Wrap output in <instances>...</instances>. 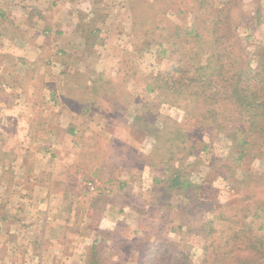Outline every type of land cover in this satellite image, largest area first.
<instances>
[{"label": "rangeland", "instance_id": "1", "mask_svg": "<svg viewBox=\"0 0 264 264\" xmlns=\"http://www.w3.org/2000/svg\"><path fill=\"white\" fill-rule=\"evenodd\" d=\"M5 1L3 4L7 3ZM25 1L31 5L39 4L35 0ZM124 2L126 11L113 18V65L110 63L112 61L108 63L111 70L108 77L106 76L108 81H97L92 86L91 90L101 92L100 98L89 96L94 100V105L96 102L101 105L100 108L103 109L100 113L104 114L101 116L99 113L97 116L93 113L92 116H97L96 120L101 121L104 126V118L108 116L113 124L104 129L97 127L92 135L91 131H88L90 136L86 138L87 146L82 147L83 156L80 153L77 157L68 155L65 157L67 159L63 160L64 163H58L55 168L60 169L61 164H64L65 169L75 175L71 186L75 190L74 195L79 197L76 203L78 208L84 209L83 207L92 205L91 202L95 198L89 189L100 193L104 191V186L110 187L113 191V201L125 208L124 214H120L119 210H115L116 213L125 216V222L131 223L126 225L124 232L129 241L146 232L152 234V237L163 233L171 241L182 244L186 242L190 245L186 250L190 254L191 263L202 264L206 251L205 240L199 230L204 227L206 219L214 216L217 204L223 207L228 217L247 215L248 218L245 219L249 223L253 214L246 208L254 209L252 201L264 196V139L252 132L248 137L250 143L243 159L235 161L236 147L231 137L241 134L240 127H248L251 124L248 118L251 114L247 109L252 105L247 103L251 99L254 85L249 83L244 87L239 73L247 64V68L254 69L262 66L264 0ZM220 13L225 22H219L222 29L218 33L214 30V22L222 19L218 17ZM229 32L232 33L231 37L228 36ZM217 36H220V40H215ZM225 44L233 48L222 50L221 47ZM236 44L240 50L234 49ZM126 48H129L128 51ZM160 51L167 52L162 55ZM243 56H246L247 63L240 62ZM118 60L122 61L120 67ZM178 63L185 66L187 74L177 73V78L185 77V80H188L198 77L197 84L189 82L185 89H180L173 86L170 76L167 79L160 77L167 75L168 69ZM192 64H199L202 68L199 72L188 69ZM52 73L60 76L57 72ZM200 78L209 79L208 84H199ZM83 79L82 76L81 80ZM37 81L38 88L43 83L40 79ZM69 83L70 85H67L70 92L78 93L82 87L83 90L88 89H85V83H82L84 86L76 82ZM51 84H55L53 80ZM258 86L264 87V80ZM225 88L223 96L218 93ZM235 90H239V93H233ZM201 92H206L209 99L200 94ZM204 98L209 100V103H205ZM16 100L13 97L11 104ZM38 100L42 99L34 98L29 102L46 105L44 99L41 103H37ZM83 100L85 101L84 96L74 94L67 97V105L70 104L76 109ZM86 101L88 102V99ZM262 101L263 98H260L259 102ZM25 102L27 105L28 99ZM56 103L55 100L51 102L57 107ZM90 103L91 101L87 104ZM209 107L217 110L216 113L212 112L211 116L209 113L204 115V122H201V114L194 110L205 111ZM6 117L8 118V114ZM75 119L80 118H65L64 122H73ZM184 127L190 135L186 137V146L190 149V145H195L191 154H186L187 151L183 150L184 144L181 142L184 141L181 136L175 140L177 144H181L172 146L170 141H166L169 133L164 134L160 142L156 143V134L150 132L166 128L165 133L170 131L173 137H177L179 128ZM74 148L78 149L79 145L71 149ZM100 154L102 156H99ZM169 163L172 167L169 174L177 168L186 170L196 185L183 192L165 190L158 180L164 175V168ZM99 166L102 167L101 170ZM95 167L97 173H102L96 182L88 179L89 173ZM56 184L60 186V182L56 181ZM92 207L94 211L88 215L94 216L91 219L94 234L101 235L103 240L110 236L112 241L106 240L107 246H102L106 247L103 248L102 256L97 254L96 258H87V262L113 264L115 229L104 227L107 231L100 230L98 226L105 217L104 204L94 203ZM74 218L75 216L72 217ZM166 220L170 223L162 229L160 224ZM226 223L216 224L215 227L226 229ZM259 223L264 226V219L258 218L252 225L257 229ZM171 225L175 227L171 228ZM68 232L71 236H76L84 230L80 225H73ZM224 234L230 235L226 231ZM256 238L257 236H250L243 239L246 241L242 245L248 246L251 242L255 246L239 252L245 261L244 264H260V257L264 256V241L260 240L256 244ZM256 247L262 249V252ZM86 250L91 253L92 246L86 247ZM218 251H222V247ZM128 264H139V261L129 259Z\"/></svg>", "mask_w": 264, "mask_h": 264}, {"label": "crops", "instance_id": "2", "mask_svg": "<svg viewBox=\"0 0 264 264\" xmlns=\"http://www.w3.org/2000/svg\"><path fill=\"white\" fill-rule=\"evenodd\" d=\"M3 1L0 0V261L89 264L91 253L86 247L97 245L98 256H102L106 249L102 246H107L106 240L112 241L110 236L103 240L94 234V216L88 215L94 211V203L104 204L100 230H114L122 223L125 232L131 223L120 216L125 208L113 201V191L107 186L100 193L89 189L95 198L92 205L78 208L79 197L71 186L75 175L64 164L57 170L55 165L64 163L68 155L81 154L82 147L87 146V136L94 134L97 127L104 129L113 124L108 116L104 118L105 126L96 120L104 115L100 113L103 108L97 102L94 105L91 97L100 98L101 92L91 89L97 81H108V63L112 61L113 65V18L127 8L124 0H35L38 5L25 0ZM118 61L120 67L122 61ZM37 79L43 83L38 88ZM69 82L85 83L88 89L82 87L78 93L91 103L83 100L76 109L68 106L67 97L78 94L69 91ZM13 97L17 100L11 104ZM34 98L44 99L46 105L29 102ZM54 100L57 107L51 104ZM93 113L97 116L93 117ZM74 116L79 121L64 122ZM77 145L78 149H71ZM89 174L88 179L97 181L102 173H97L95 167ZM73 225H80L84 232L71 236L68 229L71 231Z\"/></svg>", "mask_w": 264, "mask_h": 264}, {"label": "trees", "instance_id": "3", "mask_svg": "<svg viewBox=\"0 0 264 264\" xmlns=\"http://www.w3.org/2000/svg\"><path fill=\"white\" fill-rule=\"evenodd\" d=\"M220 18L221 13L219 14ZM223 21L224 19H218L215 23L214 30L216 32H220L222 28L219 27V22ZM231 34L229 32V35L231 37ZM196 35L200 37V34L196 32ZM220 40V36H217L215 40ZM222 50L228 51L231 50L229 45L225 44V46L221 47ZM219 48V49H221ZM238 48L241 49L237 44L234 46V49ZM218 49V50H219ZM167 51H160V54H165ZM262 59V66H259L257 68H247V65H244L240 70V80H242V85L245 87V84L248 85L249 83L254 85V90L250 94V101L249 105L256 104L255 106H250L247 110L250 112L249 122L251 124L248 127H240L241 134H234L231 135L233 140V145L235 148L234 154L236 157H234L235 161H241L244 157V153L246 151V148L248 144L250 143L248 137H250V134L252 132L258 134L261 139H264V129L262 124L264 125V101L259 102L260 98H263L264 100V87L258 86L262 83L264 80V55H261ZM240 62L247 63L246 56H243V60L241 59ZM171 66L168 69L167 75H161V78L167 79L170 76V82L173 84L175 88L180 87V89H185V87L189 84V82L196 83L198 77H191L188 80H185V77H178L176 76L177 73H185L187 74V70L185 69V66L178 63L177 66ZM188 68V67H187ZM202 67H200L199 64H192L190 65V68L195 70L197 72L200 71ZM242 75V76H241ZM204 79V78H203ZM199 79V84L204 85L205 83L209 82V79ZM212 80V79H211ZM187 81V82H186ZM208 84V83H207ZM226 91H218V93H221L222 96L223 93ZM237 90L233 91L236 92ZM204 92V91H203ZM200 94L204 95L206 99L208 98L206 95V92ZM239 93V90L237 91ZM195 94V93H194ZM248 97V94L245 95V98ZM209 99V98H208ZM205 103H209V100L203 99ZM214 101H212L213 104ZM253 103V104H252ZM259 107V108H257ZM195 112H198L201 114V122H204V115L211 116L212 112H215L217 110H213V108L205 109V111H200L199 109L194 110ZM216 113V112H215ZM199 114V115H200ZM241 114V113H240ZM240 114L239 117H240ZM197 115V114H196ZM213 115V114H212ZM215 116V115H214ZM213 116V117H214ZM243 118V116H242ZM263 122V123H262ZM166 128L164 129H158V131L153 132L150 131L151 134H156V143L160 142V138L164 134H170L169 138L166 139V141H170L171 145L174 146L183 143L184 146L182 147L183 150H186V154H191L194 151L195 145H190L192 148H188L189 146H186V137H190V135L186 132L187 129L179 128V132L177 137L172 136L170 131L165 133ZM181 136L182 141L181 143H178L175 141L177 138ZM185 138V139H184ZM184 139V140H183ZM181 147V146H180ZM161 148V147H159ZM171 165H167L164 168V175L159 177L158 182L160 184H163L165 190H180V191H186L190 190L195 186L196 184L193 183V181L190 178V173H187L186 170L181 169H175L171 174ZM158 184V183H157ZM159 185V184H158ZM249 190V189H248ZM247 190V191H248ZM255 195V192H253ZM264 195V194H263ZM255 198L257 196L255 195ZM254 205V209L251 207L246 208L247 211L251 212L253 214V219L251 221H246L248 218L247 215L242 216H233V218L230 216L225 215V211L223 210V207H220V204H217V211H215V214L212 218L206 219L204 223V227L199 230V234L202 236V238L205 240L204 249L206 251V255L204 258V261L202 264H244V260L242 259L239 252L246 248L255 247L251 242H249L248 246L242 245L244 243L243 239H247L250 236H257L256 238V244L260 242V240L264 241V231H263V225L259 223L258 228L256 229L252 224L257 221L258 218L264 219V196L254 199L252 201ZM223 205V204H222ZM224 206V205H223ZM220 207V208H219ZM145 211V210H143ZM225 220V221H224ZM222 222H227V228L226 229H217L215 227L216 224H222ZM168 223L170 221L167 220L163 221L161 226L166 228L168 226ZM229 223V224H228ZM233 223V224H232ZM146 226V225H145ZM172 226V225H171ZM240 226V227H237ZM175 226H172L171 228H174ZM161 228L159 227V230ZM179 229V228H178ZM230 233V235H225L224 232ZM106 234V233H105ZM103 235V233H102ZM108 235V234H106ZM152 234L146 232L144 235H139L137 237L132 238V240H128L126 236L124 235V224H119L115 231H113V237H114V243L118 244L114 246L117 248L115 250V254L118 255L116 260H113V264H126L129 259H136L139 261V264H193L190 261V254L188 253V249L190 245H187V243H181L177 241H171L168 239L163 233L155 234L153 237ZM213 236V237H212ZM206 238V239H205ZM262 238V239H260ZM222 247V251H218V249ZM258 250L262 252V249ZM93 251L91 252V258H96L99 250L98 246L94 245L92 246ZM211 255V257H210ZM91 264H96L95 261H91ZM260 264H264V256L260 257Z\"/></svg>", "mask_w": 264, "mask_h": 264}]
</instances>
